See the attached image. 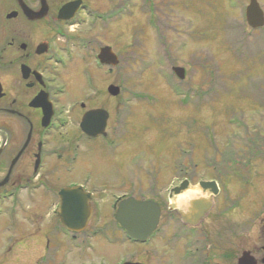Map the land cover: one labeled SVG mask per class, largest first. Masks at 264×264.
Returning <instances> with one entry per match:
<instances>
[{
    "label": "rangeland",
    "instance_id": "374dc122",
    "mask_svg": "<svg viewBox=\"0 0 264 264\" xmlns=\"http://www.w3.org/2000/svg\"><path fill=\"white\" fill-rule=\"evenodd\" d=\"M85 1L100 11L93 18L75 20L68 33L79 39H65L70 50L66 100L70 104L85 101L89 93L90 105L109 113V133L101 141L85 138L72 120L79 113L78 105L75 109L66 106L70 122L65 128V153L70 173L63 179H79L83 172L92 174L91 185L98 190L104 212L103 227L91 236L89 230L101 224L88 223L78 235L80 246L64 243L63 230L55 228L46 244L36 237L45 234L44 227L37 229L22 220L20 232L11 233L5 227V217H0V264H105L101 257L114 264L124 255L133 264H158L171 255L175 258L178 247L165 246L156 239L148 247L121 241L111 222L110 192H120L118 178H128L126 171L133 156V194L143 183L156 184L158 198L155 192L143 193L163 201L164 187L175 174L173 165L177 156L183 158L180 150L185 148L193 149L191 158L199 163L196 170L191 169L195 175L221 174L227 192L244 189L246 197L251 196L250 204L240 206L239 213H227V218L211 210L206 218L204 227L214 242L220 238L233 241L222 229L224 223L248 221L264 200V27L252 30L247 25L243 8L248 0H131L129 12L114 17L109 11L116 4L122 8V0ZM257 2L264 16V0ZM4 5L0 0V15ZM106 10L108 15L101 13ZM96 18L97 23L91 25ZM79 42H88V51L80 49ZM107 45L118 58L111 72L95 59L98 48ZM172 66L184 69L183 79L172 74ZM109 84L119 87L116 97L107 94ZM62 136L60 133L57 139ZM110 137L117 145H106ZM70 146L77 154L73 161ZM226 154L227 160L222 157ZM205 155L213 160L208 161ZM190 166L193 168V163ZM234 173L239 175H230ZM58 182L54 181L55 190L62 184ZM35 204L42 203L30 204L27 211ZM42 206L47 214L46 203ZM167 219V213L163 214L162 223ZM263 227H253L246 236L240 234L248 239L243 247H248L259 231L258 244L264 245Z\"/></svg>",
    "mask_w": 264,
    "mask_h": 264
},
{
    "label": "flooded vegetation",
    "instance_id": "af4514ba",
    "mask_svg": "<svg viewBox=\"0 0 264 264\" xmlns=\"http://www.w3.org/2000/svg\"><path fill=\"white\" fill-rule=\"evenodd\" d=\"M71 1L4 0V11L0 15L2 17L0 21V217H5L7 220L5 227L12 231L11 233L20 232L22 220L37 229L44 227L45 234L36 237H40V240L46 244L51 242L50 237L55 228L66 230L56 212L60 204L59 192L64 188L82 187L81 200L86 202L90 212L84 228L92 222L101 224L90 229V235H97L103 227L101 215L104 212L97 199L98 190L91 185L92 174L83 172L79 179L67 181L63 179L70 173L67 151L65 153V128L70 122L66 114V106L75 109L78 105L79 113L72 120L85 138L101 141L109 133L108 112L101 135L90 137L79 127L87 111L100 109L98 106L90 105L92 101L89 100V93L86 94L85 101L70 104L71 101L67 103L68 99L66 100L69 86L65 82V70H68L70 61L67 58L65 37L74 34L68 32L75 20H81L83 17L92 18L100 11L93 9L85 0H74L77 3L76 9L71 18L65 19V4ZM130 1H121L126 7H123V12H129ZM116 8L117 4L109 12L115 14ZM106 12L107 10L101 13ZM88 90L90 91L91 88L88 87ZM60 133L63 135L62 140L57 139ZM76 136L80 137L77 133ZM110 139L106 143L107 146L117 145L116 140ZM70 148L69 157L70 161H73L77 154L72 150V146ZM132 157L126 171L128 178L124 176L118 178L116 187L120 192H110L109 211L113 218L111 222L122 242L148 247L156 239L165 246L178 247L175 258L171 255L165 258V263L161 261L158 264H230L231 261L232 264H238V259L242 255L248 259L247 264H250V260L253 264H264V245L258 244L262 237L260 231L248 247H243L248 240L247 237L243 239L239 236L249 235L251 232L249 230L253 227H258L260 230L264 226V200L261 202V207L254 210L250 217L248 216V221L224 223L222 229L227 231V236L233 241L220 238L214 242L210 231L204 227L210 211L214 210L228 218L231 214L239 213L240 206L245 202L250 204L251 196L246 197L244 189H235L234 194L227 192L221 174L195 175L191 169L196 170L198 161L194 162L191 156L181 159V155L177 156L176 164L173 165L175 174L169 177L168 187H164L163 201L157 199L156 184L149 183L144 186L143 183L142 188L137 187L138 193L135 195L131 178L133 176L131 170L134 166ZM191 163L194 169L190 166ZM230 175L237 176L239 173ZM184 180L187 181L185 188L178 194L170 196V189L175 186L180 187ZM54 181L62 183L56 187V190L53 186ZM244 181L247 183V179ZM143 191L151 194L155 192L157 198L151 199ZM41 197L47 198L48 201ZM130 197L152 200L159 206L157 225L143 242L129 238L125 229L115 219L118 205ZM35 202L42 204H35L32 210L27 211L30 204ZM43 203L48 207L47 214L43 211ZM166 213L168 219L162 223L163 214ZM71 227H79V225L73 224ZM64 230L62 232L64 243L81 245L78 235L82 232L70 233ZM65 233L69 234V237H65ZM101 258V262L109 264L103 257ZM125 263L130 262L124 255L114 264ZM134 263L145 264L141 261Z\"/></svg>",
    "mask_w": 264,
    "mask_h": 264
},
{
    "label": "water",
    "instance_id": "95a60500",
    "mask_svg": "<svg viewBox=\"0 0 264 264\" xmlns=\"http://www.w3.org/2000/svg\"><path fill=\"white\" fill-rule=\"evenodd\" d=\"M76 5V2L65 4V19L72 17ZM244 15L247 24L253 29L261 27L264 23L263 11L257 0H248V4L244 9ZM97 60L102 65L110 66V70L118 63L117 56L109 46H103L99 49ZM172 71L180 79L184 78V69L182 67L174 66L172 67ZM106 91L111 96H117L120 89L118 86L110 84L107 86ZM107 114L104 109L87 111L79 124L81 130L89 136L102 134ZM178 191L179 188L174 190V193ZM59 197L60 208L58 216L61 222L71 231H81L90 213L86 207V202H82L81 200V197H83L81 187L63 189L59 192ZM158 216L159 207L155 202L151 200L138 201L129 198L118 205L115 219L126 230L129 236L138 240H145L155 228ZM73 224H78L79 227H71ZM247 263L248 259L245 256L239 258L238 264ZM250 264H253L251 260Z\"/></svg>",
    "mask_w": 264,
    "mask_h": 264
}]
</instances>
